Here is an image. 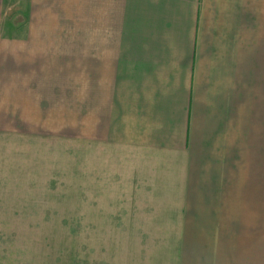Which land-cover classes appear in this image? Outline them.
Masks as SVG:
<instances>
[{"label": "crops", "instance_id": "obj_1", "mask_svg": "<svg viewBox=\"0 0 264 264\" xmlns=\"http://www.w3.org/2000/svg\"><path fill=\"white\" fill-rule=\"evenodd\" d=\"M100 10L85 44L88 205L116 208L118 224L182 223L169 237L177 238L175 256L158 254V245L142 262L138 239L168 237L119 225L115 264H264V216H191L183 195L180 203L158 198L188 190L191 175L232 183L241 147L249 162L264 157V0H102ZM177 174L181 186L172 189ZM150 190L164 192L140 197ZM173 207L181 209L167 213ZM7 249L0 255L17 252ZM61 251L42 256L60 264Z\"/></svg>", "mask_w": 264, "mask_h": 264}, {"label": "rangeland", "instance_id": "obj_2", "mask_svg": "<svg viewBox=\"0 0 264 264\" xmlns=\"http://www.w3.org/2000/svg\"><path fill=\"white\" fill-rule=\"evenodd\" d=\"M101 6L102 0H0V245L6 246H0V254L10 246L17 250L0 255V264H20L22 257L25 264H50L42 252L58 247L60 264H115L119 241L113 235L119 225L168 237L138 239L145 245L137 261H143V252L155 257L158 245L164 246L158 254L176 255L177 246L171 247L177 238L169 237L180 235L182 223L118 224L116 208L88 205L85 44L89 18L93 13L99 18ZM39 86L44 94L35 91ZM262 125L264 139V120ZM256 145L254 150L260 148ZM243 148L232 183L222 174L191 175L188 190L168 189L158 198L171 196L180 203L183 195L191 216H264V157L255 154L249 162ZM182 176L172 177L169 187L181 186ZM168 209L176 214L181 207ZM21 214L44 221L18 222Z\"/></svg>", "mask_w": 264, "mask_h": 264}]
</instances>
